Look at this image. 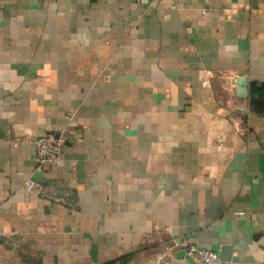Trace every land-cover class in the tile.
<instances>
[{
    "label": "crops",
    "instance_id": "1",
    "mask_svg": "<svg viewBox=\"0 0 264 264\" xmlns=\"http://www.w3.org/2000/svg\"><path fill=\"white\" fill-rule=\"evenodd\" d=\"M253 97L264 0H0V264H264Z\"/></svg>",
    "mask_w": 264,
    "mask_h": 264
},
{
    "label": "built area",
    "instance_id": "2",
    "mask_svg": "<svg viewBox=\"0 0 264 264\" xmlns=\"http://www.w3.org/2000/svg\"><path fill=\"white\" fill-rule=\"evenodd\" d=\"M68 133L71 135V139L77 140L79 138V133L70 128L65 129L60 134H31L28 136V139L35 145V159L37 163L35 174L40 172L47 162L60 160L64 146L68 141H71ZM28 187L39 195H47V187L41 181L29 178ZM184 254L196 264H218L222 262L217 251L191 243L185 244Z\"/></svg>",
    "mask_w": 264,
    "mask_h": 264
},
{
    "label": "trees",
    "instance_id": "3",
    "mask_svg": "<svg viewBox=\"0 0 264 264\" xmlns=\"http://www.w3.org/2000/svg\"><path fill=\"white\" fill-rule=\"evenodd\" d=\"M261 90V89H260ZM259 90V91H260ZM256 93H258V91L253 87V90H252V94L253 95H256ZM251 104L252 106L255 108V109H261V110H264V100L262 103L258 104V102L256 101V98L253 97L252 101H251Z\"/></svg>",
    "mask_w": 264,
    "mask_h": 264
},
{
    "label": "water",
    "instance_id": "4",
    "mask_svg": "<svg viewBox=\"0 0 264 264\" xmlns=\"http://www.w3.org/2000/svg\"><path fill=\"white\" fill-rule=\"evenodd\" d=\"M239 85L244 86V87H240L239 92L243 93V94L246 93L247 92V88L245 86L248 85L247 80L245 78L241 77L239 79ZM183 253H184V251H183Z\"/></svg>",
    "mask_w": 264,
    "mask_h": 264
}]
</instances>
